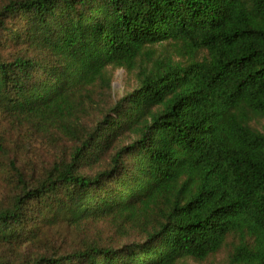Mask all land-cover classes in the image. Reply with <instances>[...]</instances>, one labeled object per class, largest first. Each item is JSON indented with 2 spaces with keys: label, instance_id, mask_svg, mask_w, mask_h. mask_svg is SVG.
Segmentation results:
<instances>
[{
  "label": "trees",
  "instance_id": "trees-1",
  "mask_svg": "<svg viewBox=\"0 0 264 264\" xmlns=\"http://www.w3.org/2000/svg\"><path fill=\"white\" fill-rule=\"evenodd\" d=\"M116 68L135 88L86 120ZM0 114L53 150L33 179L0 131L18 190L0 245L58 223L119 235L0 264H186L228 238L226 264H264V0H7Z\"/></svg>",
  "mask_w": 264,
  "mask_h": 264
},
{
  "label": "rangeland",
  "instance_id": "rangeland-1",
  "mask_svg": "<svg viewBox=\"0 0 264 264\" xmlns=\"http://www.w3.org/2000/svg\"><path fill=\"white\" fill-rule=\"evenodd\" d=\"M5 1L7 0H0V4ZM136 84V79L132 74L126 72L123 68L114 69L111 72L110 89L107 92H99V89H96L93 103L86 102L89 109L86 120L98 117L99 109H104L120 99L134 89ZM257 125L264 130V119H261ZM0 131L7 139L8 145L12 147V153L15 154L13 155L17 158L18 165L23 168L24 172L33 179L40 177L44 166L53 158L51 147L45 144L40 137L27 131L26 128L20 131L10 129V124L5 119L0 123ZM32 178H29L28 181L31 182ZM17 191L13 172L9 169L7 161H4L0 167V208L6 205ZM40 237L41 243L31 246L28 243L21 248L11 249L0 245V259L13 260L34 256L43 248L50 252L72 246H81L91 241L110 242V240L119 238V235L107 220H100L87 223L82 227H68L65 224L58 223L45 228ZM135 238L136 236L131 233L122 240L132 241ZM235 243V239L228 238L226 245L217 253L203 261L189 259L186 264H226L227 255Z\"/></svg>",
  "mask_w": 264,
  "mask_h": 264
}]
</instances>
